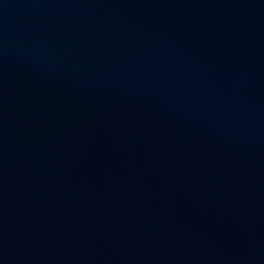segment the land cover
<instances>
[{"label": "water", "instance_id": "obj_1", "mask_svg": "<svg viewBox=\"0 0 264 264\" xmlns=\"http://www.w3.org/2000/svg\"><path fill=\"white\" fill-rule=\"evenodd\" d=\"M0 264H264V0H0Z\"/></svg>", "mask_w": 264, "mask_h": 264}]
</instances>
